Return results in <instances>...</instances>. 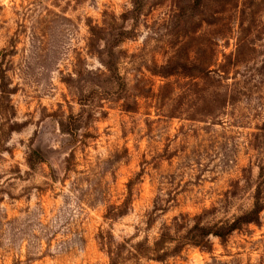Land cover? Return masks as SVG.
<instances>
[{"label":"rangeland","instance_id":"obj_1","mask_svg":"<svg viewBox=\"0 0 264 264\" xmlns=\"http://www.w3.org/2000/svg\"><path fill=\"white\" fill-rule=\"evenodd\" d=\"M120 30L125 89L105 67ZM260 191L264 0H0V264H110L101 232L164 225L165 263L123 264H264V211L171 255L196 216L232 220Z\"/></svg>","mask_w":264,"mask_h":264},{"label":"trees","instance_id":"obj_2","mask_svg":"<svg viewBox=\"0 0 264 264\" xmlns=\"http://www.w3.org/2000/svg\"><path fill=\"white\" fill-rule=\"evenodd\" d=\"M126 35L127 32L125 30H120L113 35L112 45L109 47L111 59L105 64V67L110 74V80L114 82L117 87H123L124 89L126 88V82L121 75L119 60L115 53V49H118L128 39ZM240 45L242 46V43H239V46ZM236 63L239 64L240 62L238 61ZM163 69L164 71L161 72V77L163 78H165V75L172 76L179 73L177 68L169 70L167 74H165V66H163ZM197 70L199 73H203L202 67H197ZM61 127H63L62 131L64 132L69 129V126L65 127L63 122H61ZM68 131L69 130H67V133H69ZM32 156H35L36 158L39 157L34 151L31 152L30 159H32ZM127 187V199L122 205L110 204L107 207L105 215L106 220H116L128 214L133 191L132 182H129ZM262 194L263 193L261 191L257 193L253 208L249 212L235 217L232 220L222 221L213 225H205L202 222L201 216H196L194 218V224L186 230L187 232L181 238L180 246L178 249L176 248L174 250L173 253L176 254H171L172 257L179 256L188 248H197L211 252V238H217L224 242L235 232L243 230L245 226L257 224L260 221V216L264 211V197ZM98 238L101 241L102 249L109 257L110 264H123L127 258H132L134 260L145 259L147 261L165 263V247H167L166 244L168 242L165 236V225L158 237H156L152 243H150L149 239H143V241L132 244L133 239H130L124 240V242L121 244H115L113 237L111 235L109 236L105 234L104 232H101ZM169 252L170 250H168L166 253Z\"/></svg>","mask_w":264,"mask_h":264}]
</instances>
